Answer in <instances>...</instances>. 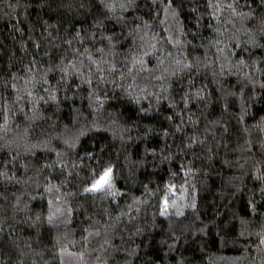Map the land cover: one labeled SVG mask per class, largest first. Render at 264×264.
I'll use <instances>...</instances> for the list:
<instances>
[{"label":"trees","instance_id":"trees-1","mask_svg":"<svg viewBox=\"0 0 264 264\" xmlns=\"http://www.w3.org/2000/svg\"><path fill=\"white\" fill-rule=\"evenodd\" d=\"M0 264H264V0H0Z\"/></svg>","mask_w":264,"mask_h":264},{"label":"snow or ice","instance_id":"snow-or-ice-1","mask_svg":"<svg viewBox=\"0 0 264 264\" xmlns=\"http://www.w3.org/2000/svg\"><path fill=\"white\" fill-rule=\"evenodd\" d=\"M137 63H141L142 61H137ZM112 180H113V170L112 168H107L103 171L102 174L98 175V178L94 179L89 187L84 188V192L88 194H98V193H107L109 195L115 196L117 193L112 191ZM51 190V189H49ZM175 203L174 201L172 202ZM169 207V202L167 198L164 200L163 207L161 209L160 214L165 215L167 214Z\"/></svg>","mask_w":264,"mask_h":264},{"label":"clouds","instance_id":"clouds-1","mask_svg":"<svg viewBox=\"0 0 264 264\" xmlns=\"http://www.w3.org/2000/svg\"><path fill=\"white\" fill-rule=\"evenodd\" d=\"M229 7H231V5H229ZM109 167H110V166L106 167L105 170H106L107 168H109ZM110 168H111V167H110ZM103 171H104V170H103ZM102 173H103V172H102ZM96 175H97V173H94V174H93V180L96 179Z\"/></svg>","mask_w":264,"mask_h":264}]
</instances>
